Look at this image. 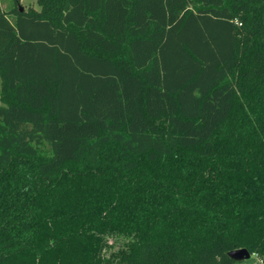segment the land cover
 <instances>
[{"label": "trees", "instance_id": "trees-1", "mask_svg": "<svg viewBox=\"0 0 264 264\" xmlns=\"http://www.w3.org/2000/svg\"><path fill=\"white\" fill-rule=\"evenodd\" d=\"M0 0V264L264 263V0Z\"/></svg>", "mask_w": 264, "mask_h": 264}, {"label": "rangeland", "instance_id": "rangeland-1", "mask_svg": "<svg viewBox=\"0 0 264 264\" xmlns=\"http://www.w3.org/2000/svg\"><path fill=\"white\" fill-rule=\"evenodd\" d=\"M6 2H7L6 0H3L4 6H6ZM22 6L25 8L39 7L37 0H22ZM235 264H264V263L256 254H252L249 258H246L244 260H237Z\"/></svg>", "mask_w": 264, "mask_h": 264}, {"label": "water", "instance_id": "water-1", "mask_svg": "<svg viewBox=\"0 0 264 264\" xmlns=\"http://www.w3.org/2000/svg\"><path fill=\"white\" fill-rule=\"evenodd\" d=\"M229 255L237 261V260H244L246 258H249L251 256V253L247 248H239L230 251Z\"/></svg>", "mask_w": 264, "mask_h": 264}]
</instances>
